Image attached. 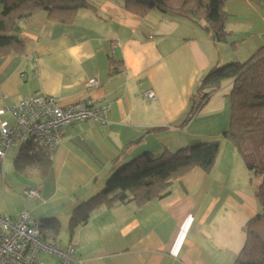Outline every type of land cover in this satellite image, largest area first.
Returning <instances> with one entry per match:
<instances>
[{
	"label": "crops",
	"instance_id": "crops-1",
	"mask_svg": "<svg viewBox=\"0 0 264 264\" xmlns=\"http://www.w3.org/2000/svg\"><path fill=\"white\" fill-rule=\"evenodd\" d=\"M87 2L91 7L71 22L51 20L45 11L18 21L15 34L25 49L0 56V119L13 124L7 108L42 92L61 105L84 97L106 101L105 120L67 126L45 175L30 166L29 151L21 155L23 145L11 147L0 160V215L15 218L25 209L44 226L57 220L54 240L74 244L80 264H233L244 226L261 205L255 171L222 136L231 81L183 121L209 69L244 62L264 48V0H224L221 39L204 20L156 9L138 15L124 0ZM90 78L97 84L88 89ZM146 89L154 99L143 97ZM214 139L220 150L209 172L194 168L167 195L141 206L131 199L100 204L70 231L74 209L136 156ZM28 188L39 196H26ZM34 264L60 263L40 253Z\"/></svg>",
	"mask_w": 264,
	"mask_h": 264
},
{
	"label": "trees",
	"instance_id": "trees-1",
	"mask_svg": "<svg viewBox=\"0 0 264 264\" xmlns=\"http://www.w3.org/2000/svg\"><path fill=\"white\" fill-rule=\"evenodd\" d=\"M0 56L22 53L24 40L16 35L20 19L45 11L47 17L59 22H71L75 13L91 7L87 0H0ZM126 8L143 15L156 9L186 18L204 20L205 29L214 38L221 39L226 32L223 19L224 0H124ZM231 81L228 96V128L222 136L241 152V141L251 133L264 131V48L258 49L244 62L235 61L220 67H212L200 79L191 96V105L183 123L188 122L208 97L222 83ZM53 149L44 144L27 143L20 149L21 155L30 152V166L40 173H47ZM220 140L214 139L170 150L163 147L159 153L144 152L114 171L103 189L78 205L69 219V229L87 221L90 212L98 205L133 200L138 206L164 197L170 192L173 181L194 168L209 172L218 157ZM261 177L255 194L261 212L247 220L244 226L245 240L233 264H264V166L247 163ZM40 223L43 239H55L60 224L47 220Z\"/></svg>",
	"mask_w": 264,
	"mask_h": 264
},
{
	"label": "built area",
	"instance_id": "built-area-1",
	"mask_svg": "<svg viewBox=\"0 0 264 264\" xmlns=\"http://www.w3.org/2000/svg\"><path fill=\"white\" fill-rule=\"evenodd\" d=\"M96 84L97 79L90 78L86 87L91 89ZM142 95L155 98L151 89L144 90ZM7 110L14 123L0 119V160L18 144L41 143L54 149L62 142L64 129L72 123L86 120L104 122L109 104L84 97L61 105L52 95L40 92L10 105ZM24 194L39 196V191L28 188ZM40 253L57 257L60 264H80L76 246H60L54 239H43L40 222L33 219L27 210L19 211L15 218L0 215V264H34Z\"/></svg>",
	"mask_w": 264,
	"mask_h": 264
},
{
	"label": "rangeland",
	"instance_id": "rangeland-1",
	"mask_svg": "<svg viewBox=\"0 0 264 264\" xmlns=\"http://www.w3.org/2000/svg\"><path fill=\"white\" fill-rule=\"evenodd\" d=\"M220 126H222V124L215 127ZM241 145V152H238L240 157L246 160L247 163L259 164L264 166V131H258L249 134L241 141ZM255 175L254 179L258 180L260 183L261 177Z\"/></svg>",
	"mask_w": 264,
	"mask_h": 264
}]
</instances>
